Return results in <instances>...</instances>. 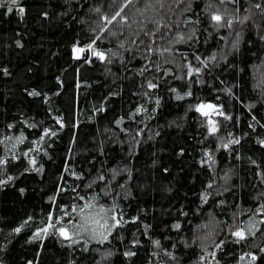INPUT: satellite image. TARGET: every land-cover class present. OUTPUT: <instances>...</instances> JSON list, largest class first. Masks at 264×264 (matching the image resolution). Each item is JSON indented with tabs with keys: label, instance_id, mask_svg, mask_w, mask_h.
<instances>
[{
	"label": "trees",
	"instance_id": "1",
	"mask_svg": "<svg viewBox=\"0 0 264 264\" xmlns=\"http://www.w3.org/2000/svg\"><path fill=\"white\" fill-rule=\"evenodd\" d=\"M125 3L7 0L13 11L0 7V158L8 160L0 175L7 181L0 184V264H264V215L256 214L264 204V0H164L163 7L133 0L104 25L101 17ZM217 11L240 22L218 27L210 19ZM157 23L168 39L184 40L168 44L159 33L145 35ZM97 35V49L117 55L74 59L73 46ZM153 40L152 49L171 47V53L149 52ZM189 63L202 69L191 79ZM147 80L158 87L148 90ZM199 102L222 105L231 116L213 117L215 135L194 110ZM45 128L57 134L24 157ZM21 131L27 139L13 148L15 140L6 137ZM230 139L239 143L225 148ZM101 174L111 193L101 203L116 197L128 223L103 244L82 239L69 246L52 230L32 238L53 207L79 203L73 187L81 195L99 192L100 181L85 185ZM248 227L254 235L237 243L232 231Z\"/></svg>",
	"mask_w": 264,
	"mask_h": 264
},
{
	"label": "snow or ice",
	"instance_id": "2",
	"mask_svg": "<svg viewBox=\"0 0 264 264\" xmlns=\"http://www.w3.org/2000/svg\"><path fill=\"white\" fill-rule=\"evenodd\" d=\"M139 2L146 4V6H151V0H139ZM157 3L163 7L164 0H156ZM182 3L183 0H180ZM11 5H17L18 0H10ZM133 0H127V3H125L122 7L119 8L118 11L115 12L114 15L111 17L104 15L101 17V20L103 21L104 25H111L118 17H122V13H124L125 8L128 7L129 4H132ZM220 4H226V3H239V0H219ZM0 7H7L8 12L13 11V7L7 6V0H0ZM257 9L261 8L262 6L257 3L255 5ZM19 11L21 14H23L24 9L22 7L19 8ZM96 12H100V9H95ZM235 11H233V15H235ZM124 22H127L126 17L123 18ZM211 21L214 22V24L218 27H227L231 28L234 23L240 22L238 19H229L227 11H225L224 14L217 12H213L211 17ZM245 20L248 19V17L244 18ZM161 25L159 23L156 24L155 31H148L145 32V35L148 36H155L157 33H159V39L165 40L168 44L174 43V42H180L184 40V37L181 35L179 36L175 41L168 39L167 35L165 33L160 32ZM95 31V30H93ZM101 33L107 31L106 27H102L100 29ZM112 35H115V33H111ZM191 38V37H189ZM101 40V36L97 35L87 45L78 46L74 45L72 48V52L74 55V59H84L86 63H90L91 59L93 57L99 59L100 61H105L108 59L107 53H111L112 55H117L116 52H113L112 49H107L106 51L98 50L96 47L97 41ZM156 43L155 40L151 41L148 46L149 52H155L158 55L163 56L165 53H171L172 49L171 47H164L162 50L152 49L151 44ZM120 48H123V42L119 44ZM85 52L90 53V56L85 57L83 54ZM199 60V57H197ZM211 59H215V56H213ZM111 62L110 60L108 61ZM203 66L207 67V61H201ZM188 71L186 73L187 77L191 79L193 76H198L202 69L200 67H194L191 63L187 65ZM143 87V85H142ZM146 87L148 90H152L158 87V84L153 83L151 80H147ZM172 91H176V89H172ZM31 95H40L37 92L30 93ZM147 95V92L144 93ZM191 91H188L184 94V96L177 94V99H184L185 96H191ZM219 99V97H217ZM157 104H159V100L156 101ZM146 111V109H144ZM194 110L198 112L202 117L205 118V126L207 128V132L209 135H215L219 131L218 121L213 119L214 116L223 117L225 120H230L231 116L227 115L223 111L222 105H217L215 103H204L199 102L196 105H194ZM141 112V108L136 109V113L139 114ZM56 123L59 124L61 128L64 127L63 120L61 117L56 118ZM120 121H117V124H119ZM9 128H12V125L8 126ZM29 127H35V125H30ZM141 131H143L141 129ZM57 133L55 131H52L50 129H43L41 135L37 140L30 141L31 144L37 145L36 148H29L27 151H24L22 155L24 157H29V153L32 151L38 152L39 145L43 142V140L46 137L55 136ZM139 135V133H137ZM7 140H15V143L13 144V148H15L16 144H23L27 137L24 135L23 131L20 132L19 136L16 137H6ZM4 141L0 140V144H3ZM239 140L236 139H230L226 144L223 146L227 148L230 144H238ZM264 143V142H262ZM208 156V160H211V156L207 153L205 154ZM18 157L13 154V159H17ZM29 164L35 166L36 165V159L35 158H29ZM207 162V161H206ZM8 163L7 159L0 158V175L3 174V167ZM37 171H40V169H36ZM65 171H68V168H65ZM116 174V170H113ZM80 178V177H77ZM115 177L113 176V179ZM13 179L11 176L8 177V180ZM97 181H100L103 186L100 188L99 192H95L94 194H85L81 195L77 189L80 186L73 187L71 189L72 192L76 193V195L73 197L74 201H79V203H73L70 208L69 206H60L58 209L56 207H53L52 210L49 211L46 218L42 220L40 223L43 226H40L37 228V230L33 234V239H40L42 236L46 237L49 235L50 230H52V234L56 235L60 238H62L65 241L70 242L69 246L72 244L80 243L83 239L85 242L87 240H94L97 243L103 244L104 242H107L109 240V237L113 235V232L124 226V224L128 223V221L124 220L123 212L119 210V205L115 203L116 197L113 198V202L108 203H101V198L103 196L110 195L109 189V182L108 179L104 175H99L96 177L92 183H88L85 185L86 188H92L93 184H95ZM7 181L0 180V184L6 183ZM122 188L123 185H120ZM208 187H212L211 184L208 185ZM58 191H64L63 188H58ZM21 192H23V189H21ZM119 196V194H117ZM51 202L53 205H55V196L50 197ZM205 202L207 201V196H204ZM223 203V202H221ZM256 214L264 215V204H260L256 209ZM132 222H135L134 220ZM28 221H25V224H27ZM260 223H264V220H261ZM23 227V226H21ZM21 227H17L14 229L16 233H19L21 231ZM181 225L179 223L174 225V228L179 229ZM199 227V226H198ZM203 227H207V225H203ZM232 236L236 238V242L239 243L240 241L246 240L248 238V235H254V232L252 231V227H248L247 230L245 228H236L234 231H232ZM154 244L159 247L160 241H154ZM217 248L221 247V245H216ZM264 251V249H262ZM135 253L129 251L125 255L131 256ZM169 256H171V253H167ZM110 255V253H109ZM207 255L215 256V253H208ZM246 255H250L246 253L245 255H241L239 257L240 261H243L245 259ZM205 259L204 256L201 257V260ZM257 257L255 255H251V260L255 261Z\"/></svg>",
	"mask_w": 264,
	"mask_h": 264
}]
</instances>
